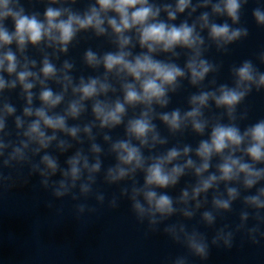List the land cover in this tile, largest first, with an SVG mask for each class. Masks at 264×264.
Masks as SVG:
<instances>
[{
    "label": "clouds",
    "instance_id": "1",
    "mask_svg": "<svg viewBox=\"0 0 264 264\" xmlns=\"http://www.w3.org/2000/svg\"><path fill=\"white\" fill-rule=\"evenodd\" d=\"M58 0H51L55 4ZM248 0H175V4L165 3L157 6L150 0H94L86 10L76 11L71 7H47L43 13V19L39 13L29 12L24 7L22 0H0V49L16 44L17 49L23 53L28 44L39 45L42 41L47 42L48 47L58 48L60 52H67L68 45L82 30H94L100 36L105 35L109 29L116 37L118 50L105 53L98 57L96 53L89 50L85 54L86 62L97 67L103 65L105 77L81 78L78 84H73L68 70L72 64L65 62L63 73L57 77L56 66L45 57L40 68V75L29 69V64L35 66V61H28L21 67L17 55L8 49L0 53V73L15 75V79L6 80L0 75V92L4 89H14L19 84L26 96L27 105L23 109L26 117H35L28 123L22 135L26 139L15 142L5 140V128L7 118L16 113V108L7 102H0V186L11 185L13 171L28 164L33 172H39L42 177L41 184L45 189L51 190L54 199L60 200L71 196L73 200L80 197L87 199L93 192L92 185L95 183V174L101 169V161L97 157L95 162H90L87 155L77 151L67 160V168L60 169L57 160L48 154H44L39 163H33L28 154L41 152L56 140V131L64 132L75 138L80 132L78 127H68V117L77 118L84 111V101L93 100L92 112L99 120L101 128H111L122 123L126 113V105H144V110L138 118L130 119L127 123L126 133L129 139L119 140L112 144L111 150L116 154L117 163L108 168L105 179L109 184L117 183L125 179L133 182L130 188L121 190V195L127 196L131 204V211L140 223H147L149 231H158L163 224V232L171 240L187 249L188 255H179L171 260L170 264H188V256L206 259L209 255V245L206 237L199 231H189L186 224L181 221L165 223L170 217L180 214L185 218H191L194 213L187 205L190 200L196 201L201 193L207 192L219 182L240 181L246 189H252L260 181L264 180V119L246 126L243 130L234 123L236 120L237 107L241 105L253 89L264 90V72L260 71L251 59L243 60L239 65L231 69L232 85L221 84L213 91H203L190 98L192 108L181 115L179 110L163 113L160 119L173 131H177L185 124L191 122L193 130L203 133L208 124L202 119V109L208 105L209 100L214 101L218 108L226 110L230 123H216L212 126L208 140H202L195 151L200 158L197 165L192 159L186 160L183 165L173 164L181 155L187 156L192 149L185 146L182 150L171 148L166 154L146 158L141 152V147H154L156 143L163 144L164 140L159 138L152 123L153 104L166 106L168 104L167 94L169 90L174 91L177 87L178 78L186 75L190 77L193 85L199 84L206 76L217 71V66L203 57V46L205 39L201 31L207 29L208 39L215 44L217 49L228 51V46L249 35L248 28L239 25L241 10ZM201 12L196 20L189 24L187 20L179 25L167 21H175L178 14L189 15L197 9L209 8ZM167 14V21L160 19L161 12ZM224 17L223 22H213L210 17ZM252 16L258 26L264 27V7H256L252 10ZM11 22L12 28L7 22ZM229 21L231 23H229ZM197 25L201 31H197ZM135 32L139 46L146 49L133 56L129 51L132 37L128 35ZM177 47L188 49L191 55L183 68L173 62H164L154 58L153 54L160 51L177 55ZM260 63L264 64V51L257 56ZM20 68V70H18ZM117 76L131 77L132 81L122 84L123 101L117 99L113 103L96 99L107 94L112 86L107 81V74L113 73ZM56 78L61 83L64 91L72 89L79 98L69 103L65 115H49L48 109L55 108L64 99L63 93L56 94L52 89L44 87L39 99L41 107H32L35 81L41 85L47 79ZM24 120L20 116L15 117L17 129L24 127ZM46 129L53 130L52 135L46 133ZM83 131L91 137V126L84 127ZM139 141L140 147L131 142V139ZM105 140L110 137L105 136ZM151 140V143H150ZM31 145L36 147L30 148ZM65 150L70 145L61 140L58 145ZM91 151L99 153L101 148L92 144ZM238 151L243 156H236ZM220 156L221 163L217 166L219 175L213 173L204 177V173L210 167L211 158ZM246 156V161L243 157ZM151 160V163H147ZM168 165H172L170 168ZM186 168L194 169L199 182L191 190H184L176 204L185 207L174 206V201L165 192L157 189H167L174 186L184 174ZM4 169H9L5 174ZM60 172L59 180H52L57 172ZM137 170L144 172L143 185L138 186L134 180ZM79 188V196L74 189ZM239 195L236 188H227V199L214 198L213 204L217 209L227 210L231 202ZM100 205L104 204L103 195L96 196ZM244 203L253 209L251 213L245 211L241 214V223L237 225L236 231H243L253 245L264 241V187L257 189L255 194L244 197ZM51 206V205H49ZM108 206L116 208L117 199L114 197L108 201ZM196 207L200 204L197 201ZM97 209L86 203L74 206L77 219L86 213H95ZM251 219L252 223L248 222ZM203 220L211 225L215 217L211 212L203 213ZM222 242L224 246L231 248L234 242L232 231L217 233L212 243Z\"/></svg>",
    "mask_w": 264,
    "mask_h": 264
}]
</instances>
